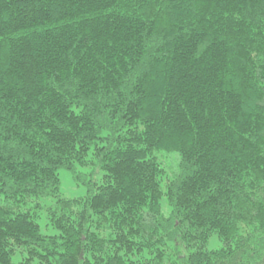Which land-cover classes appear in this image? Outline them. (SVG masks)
Instances as JSON below:
<instances>
[{
  "label": "trees",
  "instance_id": "16d2710c",
  "mask_svg": "<svg viewBox=\"0 0 264 264\" xmlns=\"http://www.w3.org/2000/svg\"><path fill=\"white\" fill-rule=\"evenodd\" d=\"M0 195V264H264V0H0Z\"/></svg>",
  "mask_w": 264,
  "mask_h": 264
},
{
  "label": "rangeland",
  "instance_id": "374dc122",
  "mask_svg": "<svg viewBox=\"0 0 264 264\" xmlns=\"http://www.w3.org/2000/svg\"><path fill=\"white\" fill-rule=\"evenodd\" d=\"M159 160L161 161L162 166L165 168V172L170 177L172 174L178 169L177 165L179 162V156L175 153H157L156 154ZM59 179H60V189L62 194L68 198L81 197L86 193V189L84 185H80L73 179L72 174L67 169L59 170ZM101 173L97 175L99 178ZM49 201L46 198H38V199H30L23 205L17 206L15 210H25L30 209L33 212L37 213V223L40 225V229L42 233L46 235H54L57 233V230L54 229L51 225L48 224L47 220V211L46 206ZM9 202L3 198V195H0V205L8 206ZM40 205V208L36 207V205ZM12 206V205H10ZM162 209L165 213L169 211V206L166 204L164 200H162ZM220 241L215 235H212L208 240L207 247L208 248H217L220 245ZM12 260L15 263H19L21 261V254L17 251L13 256Z\"/></svg>",
  "mask_w": 264,
  "mask_h": 264
}]
</instances>
